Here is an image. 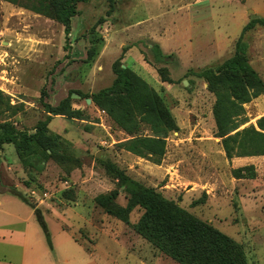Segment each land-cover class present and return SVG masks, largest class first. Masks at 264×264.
Returning <instances> with one entry per match:
<instances>
[{
	"label": "rangeland",
	"instance_id": "374dc122",
	"mask_svg": "<svg viewBox=\"0 0 264 264\" xmlns=\"http://www.w3.org/2000/svg\"><path fill=\"white\" fill-rule=\"evenodd\" d=\"M78 12L66 38L57 22L0 1V91L18 109L2 120L35 133L49 116L40 102L43 91L47 104L58 107L70 99L85 119L53 118L50 133L66 142L74 162L60 166L50 160L30 187L15 147L0 152V183L17 187L42 210L53 242L52 252L33 210L2 194L0 264H22L24 248L31 264H177L135 232L143 210L135 209L125 224L97 205L98 197L118 191L117 203L127 206L107 163L243 245L248 264H264V158L244 166L255 167L256 179L233 178L239 167L227 160L215 136L216 98L200 77L234 56L244 27L264 18V0H90ZM94 27L103 42L88 63ZM244 41L264 81V28L247 32ZM154 45L173 57L169 64L155 62ZM122 57L164 99L179 127L169 136L161 165L121 150L118 145L130 137L87 104L88 97L112 86L113 65ZM159 69L169 71L173 84L161 82ZM245 109L242 129L256 126L264 116V95ZM141 134L150 136V129L143 127Z\"/></svg>",
	"mask_w": 264,
	"mask_h": 264
},
{
	"label": "trees",
	"instance_id": "16d2710c",
	"mask_svg": "<svg viewBox=\"0 0 264 264\" xmlns=\"http://www.w3.org/2000/svg\"><path fill=\"white\" fill-rule=\"evenodd\" d=\"M0 1L57 22L64 27L65 36L69 38L72 21L79 15L78 6L90 0ZM102 22L104 20L99 25ZM256 27L264 28V18L254 19L244 27L232 58L217 70H208L200 75L216 98L213 109L215 136L221 140V146L229 161L264 157V116L257 121L256 126L242 129L248 123L245 106L264 95V81L250 64L249 44L244 41L245 34ZM91 33L92 46L88 51V63L98 57V46L103 42L96 34V27ZM151 52L158 64H169L173 59L172 56L164 55L158 45H154ZM123 60L124 57L113 65L115 80L112 86L88 99L107 115L115 127L130 137L118 145L121 150L154 165H161L166 156L169 136L179 132V127L164 99L136 72L128 67L123 68ZM157 72L162 83L173 84L167 69H159ZM45 95L43 91L40 102L49 116L37 124L35 133H29L18 131L10 121L2 120L6 114L16 116L18 109L0 91V152L5 146L15 147L17 158L29 172L30 180L25 183L26 187L38 181L50 160L60 166L74 162L67 154L66 142L50 133L49 126L53 118L85 120L80 110L72 108L70 99L62 101L58 107H53L45 102ZM143 127L150 129V136L141 134ZM105 169L127 195V206L122 207L117 203L118 191L98 197L97 205L107 215L125 224L130 223V215L135 209L143 210L134 230L162 255L177 264H248L243 245L211 224L196 218L176 202L166 199L155 189L132 180L117 165L107 163ZM232 175L236 180H254L257 177L253 165L234 169ZM2 194L15 196L33 210L53 252L52 237L42 210L15 186L7 187L0 183V195Z\"/></svg>",
	"mask_w": 264,
	"mask_h": 264
},
{
	"label": "crops",
	"instance_id": "0c3cea01",
	"mask_svg": "<svg viewBox=\"0 0 264 264\" xmlns=\"http://www.w3.org/2000/svg\"><path fill=\"white\" fill-rule=\"evenodd\" d=\"M159 46V45H158ZM131 69V68H130ZM140 73V72H139ZM139 75V74H138ZM140 76V75H139ZM145 80V79H144ZM261 158L264 157H257V158H237L232 160V162L236 165L238 164L239 168H243L246 165L251 164L252 162H254L253 160H260ZM264 162V161H263ZM239 181H243V180H239ZM1 203V202H0ZM29 249L24 248L22 249V264H29L30 263V256H29ZM32 263V262H31ZM30 263V264H31ZM36 263V260L33 259V264ZM38 263V262H37Z\"/></svg>",
	"mask_w": 264,
	"mask_h": 264
},
{
	"label": "water",
	"instance_id": "95a60500",
	"mask_svg": "<svg viewBox=\"0 0 264 264\" xmlns=\"http://www.w3.org/2000/svg\"><path fill=\"white\" fill-rule=\"evenodd\" d=\"M123 68H126L125 66H123ZM188 85H189V83L186 81V82H184V86L185 87H188ZM75 97H77V98H79V96H73V98H75ZM92 103V101L91 100H87V104L88 105H90ZM99 157H101V156H99Z\"/></svg>",
	"mask_w": 264,
	"mask_h": 264
}]
</instances>
